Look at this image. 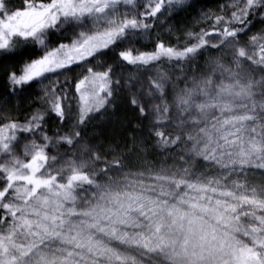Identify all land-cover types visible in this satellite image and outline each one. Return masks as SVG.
Listing matches in <instances>:
<instances>
[{
	"label": "snow or ice",
	"instance_id": "1",
	"mask_svg": "<svg viewBox=\"0 0 264 264\" xmlns=\"http://www.w3.org/2000/svg\"><path fill=\"white\" fill-rule=\"evenodd\" d=\"M0 264H264V0H0Z\"/></svg>",
	"mask_w": 264,
	"mask_h": 264
},
{
	"label": "trees",
	"instance_id": "2",
	"mask_svg": "<svg viewBox=\"0 0 264 264\" xmlns=\"http://www.w3.org/2000/svg\"><path fill=\"white\" fill-rule=\"evenodd\" d=\"M36 48H37V53H39V52H40V48H39V46H36ZM96 119H99V114H97Z\"/></svg>",
	"mask_w": 264,
	"mask_h": 264
},
{
	"label": "rangeland",
	"instance_id": "3",
	"mask_svg": "<svg viewBox=\"0 0 264 264\" xmlns=\"http://www.w3.org/2000/svg\"><path fill=\"white\" fill-rule=\"evenodd\" d=\"M48 74H45V76H47ZM41 79H44L43 77H41V78H37V83L41 80Z\"/></svg>",
	"mask_w": 264,
	"mask_h": 264
}]
</instances>
